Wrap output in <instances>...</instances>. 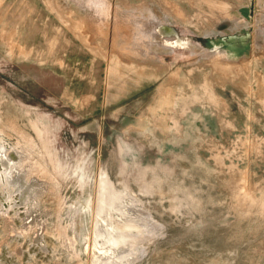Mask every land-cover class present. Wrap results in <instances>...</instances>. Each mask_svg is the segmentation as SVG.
<instances>
[{"label":"rangeland","instance_id":"obj_1","mask_svg":"<svg viewBox=\"0 0 264 264\" xmlns=\"http://www.w3.org/2000/svg\"><path fill=\"white\" fill-rule=\"evenodd\" d=\"M252 1L0 0V264H264Z\"/></svg>","mask_w":264,"mask_h":264},{"label":"water","instance_id":"obj_2","mask_svg":"<svg viewBox=\"0 0 264 264\" xmlns=\"http://www.w3.org/2000/svg\"><path fill=\"white\" fill-rule=\"evenodd\" d=\"M250 5H251V8H250V16L252 15V11H253V1L251 0V3H250Z\"/></svg>","mask_w":264,"mask_h":264},{"label":"bare ground","instance_id":"obj_3","mask_svg":"<svg viewBox=\"0 0 264 264\" xmlns=\"http://www.w3.org/2000/svg\"><path fill=\"white\" fill-rule=\"evenodd\" d=\"M104 228H106V226H105ZM97 252H98V254H99V251H97Z\"/></svg>","mask_w":264,"mask_h":264}]
</instances>
